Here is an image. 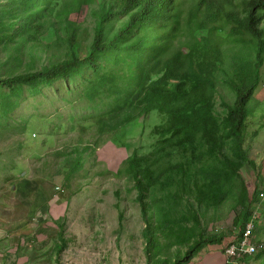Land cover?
<instances>
[{"label":"rangeland","instance_id":"374dc122","mask_svg":"<svg viewBox=\"0 0 264 264\" xmlns=\"http://www.w3.org/2000/svg\"><path fill=\"white\" fill-rule=\"evenodd\" d=\"M197 2L179 0L172 12L177 28L170 54L178 50L185 64L196 40L191 35L206 36L209 31H196L191 21L190 9ZM242 2L234 0L236 10H242ZM111 4L113 13L102 30L103 51L95 55L97 14ZM35 12L30 26L28 16ZM131 13L122 12L112 0H0V26L19 19L14 38L0 41L1 77L37 72L65 60L79 64L53 85L0 87V264H264V63L248 107V162L230 183L218 179L225 183L227 196L216 207L195 202L192 180L184 186L157 185L149 196L158 211L153 219L168 220L157 231L159 254L150 256L148 236L153 231L134 179L142 166L131 161L150 157L164 146L154 131L168 115L145 116V105L137 103L144 83L133 76L130 37L125 47L122 39L117 49L106 47ZM229 31L224 21L214 42L222 47L225 63L220 66L232 72L233 53L247 50ZM71 32L77 38L75 52L67 44ZM160 64L163 68L164 60ZM215 76V115L223 119L224 99L232 106L236 95L224 83L222 71ZM205 147L202 142L198 150ZM181 153H160L149 165L164 181L169 166L186 160ZM219 167V161L203 156L191 170L204 176V183L215 178ZM256 196L251 206L253 236L242 245L234 220ZM192 213L198 214L199 225L191 220ZM180 222L183 239L174 229ZM201 232L206 238L224 239L188 255Z\"/></svg>","mask_w":264,"mask_h":264},{"label":"trees","instance_id":"16d2710c","mask_svg":"<svg viewBox=\"0 0 264 264\" xmlns=\"http://www.w3.org/2000/svg\"><path fill=\"white\" fill-rule=\"evenodd\" d=\"M112 1H114V5L122 9V12L127 13L133 10V13L106 47L112 46L113 49H117L118 44L116 43L120 39L123 43L121 47H125L124 43L129 41L130 37L129 48L132 49L134 55V62L131 66L134 70L133 76L143 79L141 81L144 83L142 89L138 91L141 98L137 103L142 101L145 105L143 110L145 116H150L155 112L168 115L167 122L154 131L155 136L165 143L164 146L150 157L131 161L132 164L142 166L141 169H143L134 172V179L144 218H148V228L153 231L148 236L150 240L149 253L150 256H155L159 254L161 248L157 231H162L165 228L168 218H158V221L153 219V214L158 211L149 199L152 190L160 183L169 188L175 183L184 186L188 180H192L195 202L198 205L208 204L216 207L227 196L225 183L218 179L222 178L226 183H230L237 176L239 169L248 162V152L244 148L247 121L250 117L248 107L253 92L260 83L259 70L264 63V0H243L241 11L235 9L234 0H198L195 6H191V21L196 23V31L206 29L209 31L206 36L191 35L196 40L187 56L186 64L178 50L170 54L177 28L172 12L175 5L179 4V0ZM113 10L114 7L111 4L107 9H103L97 14L98 25L92 48L95 55L103 51L101 47L102 30L106 23L105 20L113 13ZM199 12H202V17L198 16L201 14ZM37 15L38 13L35 12L28 16L30 26L35 24ZM18 21L19 19H15L9 26H0V41L14 38ZM224 21L229 23V34L236 39H241L244 49L247 50V54L233 53L232 72L220 66L225 63L222 58V47L220 41L214 42V37L219 34V29L223 27ZM69 26L72 24L70 23ZM189 27L191 26L189 25ZM246 36L249 37L248 40H245ZM67 44L74 52L78 50L74 32H71ZM20 45L18 43V50ZM167 53L170 55L165 58L164 55ZM161 59L164 60L163 68L160 64ZM78 65V62L70 63L65 60L37 72H27L11 78L0 76V87H12L16 84H25L33 88L42 84L53 85L59 79L71 74L72 66L78 67ZM219 70L226 76L223 80L224 83L236 95L235 103L232 106L224 99L223 106H225L226 113L223 119H219L221 117L217 118L215 115V94L218 92L215 75ZM153 75L158 78L153 79ZM134 80L138 81L136 78ZM3 107L6 109L7 105L4 104ZM202 142L206 144V147L199 151L198 147ZM173 149L180 150L181 156L186 160L179 162L180 164L169 166V174L162 181L161 175H156L149 163L153 156H158L160 153H163L161 155L163 157L170 156ZM230 152L231 156H229ZM203 156H209V158L219 161L221 167H219V171H216L215 178L201 183L204 176L195 175L191 169L192 163L194 164L197 158ZM79 163L80 158L77 160V164ZM243 195L248 197L246 191H243ZM257 200L256 196L246 203L243 210L240 209L241 215L234 220V225L241 232L237 237V242L244 240L246 226L255 218L251 212V206ZM120 218L122 219V215ZM190 218L196 225H199L197 213H192ZM182 224L180 222L174 225L179 239H183L185 236ZM198 235L199 239L195 244L189 246L188 255L197 252L206 244L224 239L223 235L215 238H206V234L202 232Z\"/></svg>","mask_w":264,"mask_h":264},{"label":"built area","instance_id":"2783aa9c","mask_svg":"<svg viewBox=\"0 0 264 264\" xmlns=\"http://www.w3.org/2000/svg\"><path fill=\"white\" fill-rule=\"evenodd\" d=\"M252 236H253V225L249 223V224L246 226V229H245L244 240L241 242L242 245H243V244L246 245L247 242H251V241H250V238H251ZM241 243L237 246V248H240V247H241ZM253 247H254V246L251 244V248H252V249H253ZM254 249H255V247H254Z\"/></svg>","mask_w":264,"mask_h":264}]
</instances>
